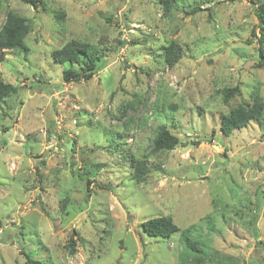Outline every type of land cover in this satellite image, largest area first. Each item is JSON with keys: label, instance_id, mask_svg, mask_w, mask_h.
<instances>
[{"label": "rangeland", "instance_id": "374dc122", "mask_svg": "<svg viewBox=\"0 0 264 264\" xmlns=\"http://www.w3.org/2000/svg\"><path fill=\"white\" fill-rule=\"evenodd\" d=\"M261 4L0 0V30L11 12L31 22L0 63L18 88L0 105V264H264V116L230 136L220 127L231 109L264 103ZM74 40L105 56L91 80L66 83L52 53ZM224 89L238 93L225 101ZM161 127L180 143L156 153ZM156 217L200 252L140 231Z\"/></svg>", "mask_w": 264, "mask_h": 264}, {"label": "trees", "instance_id": "16d2710c", "mask_svg": "<svg viewBox=\"0 0 264 264\" xmlns=\"http://www.w3.org/2000/svg\"><path fill=\"white\" fill-rule=\"evenodd\" d=\"M23 3L32 6L35 9L44 5L45 0H21ZM166 13H171L176 0H160ZM257 17L259 20L258 28L261 31L263 40L262 48L264 49V5H258ZM31 31V22L14 13L8 14L6 22L0 30V63L5 61L6 52L12 50H23L25 37ZM181 47L176 42H171L165 48V61L170 67H174L182 55ZM263 55V50H261ZM104 52L101 50L91 49L89 45L80 41H71L63 46L60 50L52 53L55 62L67 65L63 72V80L66 83L89 81L96 74L98 63L102 59ZM105 56V55H104ZM74 67H77L75 70ZM18 92V88L12 84L5 83L1 77L0 71V105L3 104L12 95ZM238 93L237 89H224V99L227 101ZM264 116V103L256 102L252 106H239L231 109L228 114L221 116V132L230 136L235 130L246 128L252 122H260ZM180 143L178 137L173 135L168 128L161 127L153 140L154 152L173 150ZM139 182H144L147 174L150 172L146 165L135 159H132ZM87 184L88 194L91 192ZM140 231L151 238L169 239L175 234H179L182 240V246L189 252H200L199 243L190 238L188 230H181L170 217H156L143 222L140 225ZM70 252L74 254L75 240L70 239ZM28 264H39L27 257Z\"/></svg>", "mask_w": 264, "mask_h": 264}]
</instances>
